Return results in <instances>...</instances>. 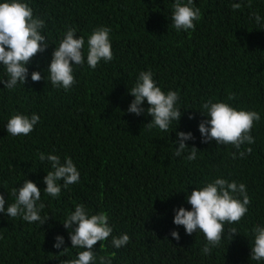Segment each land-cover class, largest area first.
<instances>
[{
  "label": "trees",
  "instance_id": "16d2710c",
  "mask_svg": "<svg viewBox=\"0 0 264 264\" xmlns=\"http://www.w3.org/2000/svg\"><path fill=\"white\" fill-rule=\"evenodd\" d=\"M23 2L45 21L42 34L49 47L27 65L25 85L9 90L0 84V195L7 208L16 199L13 189L31 180L41 190V216L49 219L41 226L0 213V264L76 259L84 249L72 248L63 223L78 204L90 215L107 213L113 236L130 237L120 249L111 237L101 242L103 247L94 246L98 256L112 257V264H264L250 259L252 229L264 226V0H194L201 12L194 31L172 26L175 0ZM233 3L242 6L234 11ZM253 12L262 17L259 25L250 18ZM68 26L85 39V64L74 66L77 83L65 91L52 86L47 70ZM99 27L111 29L114 58L93 70L86 63L87 39ZM34 71L45 79L33 82ZM142 71H151L165 93H179L183 114L167 132L147 128L152 121L147 101L140 116L128 112L134 100L129 91ZM6 79L0 65V80ZM209 100L260 114L251 131L255 143L240 149L250 147L251 154L241 158L230 144L202 142L199 124L208 119L202 105ZM18 113L40 116L27 136L7 132L8 120ZM177 132L194 137L185 144L199 150L195 160L186 159L187 149L175 156ZM41 152L59 156L61 163L70 157L80 173L79 182L62 187L58 198L44 192V177L53 169L39 160ZM217 178L243 183L251 203L239 223L225 224L221 243L206 255L204 234H186L173 223L174 210H191L187 196ZM229 228L237 229L232 240ZM57 236L64 239L60 249L53 247Z\"/></svg>",
  "mask_w": 264,
  "mask_h": 264
},
{
  "label": "clouds",
  "instance_id": "9594fccd",
  "mask_svg": "<svg viewBox=\"0 0 264 264\" xmlns=\"http://www.w3.org/2000/svg\"><path fill=\"white\" fill-rule=\"evenodd\" d=\"M241 3H233L232 9L239 10ZM250 6V5H249ZM172 13V26L176 30H195L197 21L200 20L201 12L194 6V0H175ZM250 18H254L259 25L262 17L258 12L251 13ZM46 27L45 21L35 17L33 9L23 0H5L0 3V65L6 69L8 79L0 80V84L9 90L15 89L19 84L25 85L28 78L27 65L40 53H43L49 43L42 30ZM77 29L68 26L59 46L52 53L51 63L47 72L48 79L53 87L69 90L77 83L74 76V66L85 64V39L83 36L77 37ZM111 29L109 27H99L94 29L87 39L86 63L91 69H95L101 61L110 62L113 60L112 43L110 38ZM45 77L41 73L34 71L31 73L33 82H40ZM129 94L134 97L128 112L140 116L145 112L143 104L147 101V115L152 117L147 128L151 130L158 127L161 131L167 132L173 121L178 122L182 117V111L177 107L180 99L176 91L165 93L157 86L151 71L139 73L137 82L131 88ZM235 98V94L228 96L229 100ZM206 111L208 119L199 124V132L202 142L215 141L217 145H232L243 158L245 154H251L252 149L246 148L240 151L241 146L255 143L251 131L256 122L260 121V114L256 111L237 110L226 102H212L209 100L202 105ZM190 119L192 117H189ZM40 116L33 113L30 117L24 114H14L8 120L6 129L13 137L27 136L39 123ZM178 140L175 156L179 157L187 149L189 154L186 159L193 161L199 151L196 147L188 148L185 141L192 140V134L177 132ZM233 159L236 154L233 153ZM41 162L50 163L52 171L47 172L43 183L46 185L44 192L49 196L58 198L62 187L79 182L80 173L70 157H66L61 163L60 157L54 154L45 155L39 153ZM63 181L61 185L59 182ZM12 195L16 197L15 202L5 208V198L0 195V213H5L11 218L18 216L28 223L39 222L42 225L49 219V216L42 218L41 211L44 204L41 202V190L31 180H25L23 186L15 188ZM187 203L191 205V210L183 207L174 210L173 223L176 226H183L186 234L192 235L202 232L207 244L202 249L203 254H210L212 247L219 246L225 233V224L239 223L247 214L251 198L247 194L246 186L243 183L237 184L235 181L229 182L223 178H217L207 183L200 189L193 190L187 196ZM63 226L69 230L72 248L84 249L80 251L76 259L63 260L60 264H112V257L98 256L94 251V246L99 242L106 241L111 237V244L114 248L120 249L130 242L127 234L113 236V228L109 224L107 213L101 211L98 214H89L84 204L75 206L65 219ZM229 238L232 240L238 235L236 228L228 229ZM254 241L251 246V257L253 261H264V226H255L252 229ZM173 239L179 241L180 236L176 231L171 232ZM54 248L60 249L64 244L62 236H57ZM211 246V247H210ZM67 248L60 253L63 255Z\"/></svg>",
  "mask_w": 264,
  "mask_h": 264
}]
</instances>
